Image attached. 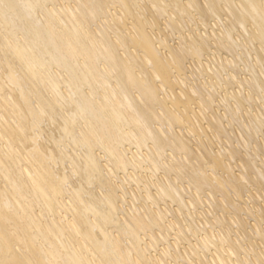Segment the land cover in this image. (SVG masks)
I'll use <instances>...</instances> for the list:
<instances>
[{"label":"bare ground","instance_id":"bare-ground-1","mask_svg":"<svg viewBox=\"0 0 264 264\" xmlns=\"http://www.w3.org/2000/svg\"><path fill=\"white\" fill-rule=\"evenodd\" d=\"M0 264H264V0H0Z\"/></svg>","mask_w":264,"mask_h":264}]
</instances>
